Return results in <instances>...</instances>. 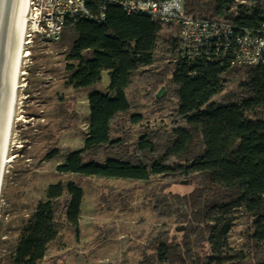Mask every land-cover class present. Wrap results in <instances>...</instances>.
I'll use <instances>...</instances> for the list:
<instances>
[{"label": "trees", "instance_id": "1", "mask_svg": "<svg viewBox=\"0 0 264 264\" xmlns=\"http://www.w3.org/2000/svg\"><path fill=\"white\" fill-rule=\"evenodd\" d=\"M99 1L93 0L92 8ZM234 1L185 0L187 12L194 18L236 28L256 29L264 24L262 9L232 11ZM64 41L71 87H94L104 72L109 73L110 85L106 93H89L84 147L68 153L58 172L140 182L158 176L199 177L202 186L194 193L183 198L174 195L164 204L179 222L188 223V230L201 233L209 250L203 246V256L185 259L177 253L179 245L159 241L160 263L264 264V64L239 67L226 59L188 60L180 50L177 28L153 21L144 13L128 14L116 5H108L100 23L81 19L67 24L57 44ZM165 60L163 80L168 78L177 99V120L164 142L148 131L131 150L123 138L115 137L117 121L132 107L127 90L137 74ZM140 120L139 115L132 117L133 123ZM103 150L109 152L99 159ZM58 154L55 150L48 158ZM84 196L75 181L51 185L46 200L22 222L3 263L42 264L61 232L79 227ZM231 213L248 220L246 239L258 252L257 258L234 252L229 246L236 220L231 221ZM175 254L180 260L174 259Z\"/></svg>", "mask_w": 264, "mask_h": 264}, {"label": "rangeland", "instance_id": "2", "mask_svg": "<svg viewBox=\"0 0 264 264\" xmlns=\"http://www.w3.org/2000/svg\"><path fill=\"white\" fill-rule=\"evenodd\" d=\"M34 43L27 47L30 54L23 62L9 153L12 161L2 190L0 264H4L2 257L19 234L24 219L46 200L48 188L68 181L79 184L85 195L79 227L64 229L42 264H176L160 263L156 251L159 241L179 245L177 253L185 259L203 256L201 247L209 250V246L201 233L188 230V223L179 222L164 204L174 195L183 198L194 193L202 186L199 177L158 176L140 182L58 172L68 153L84 147L90 117L89 93L108 92L110 77L104 72L99 84L76 90L68 84L66 41L53 45ZM167 63L158 62L137 74L127 90L132 107L117 121L119 133L115 137L123 138L131 150L148 131L164 142L177 120V99L168 78L163 80ZM162 89L165 95L158 99ZM232 89L228 87L224 94ZM135 115L141 117L138 123L132 122ZM55 150L58 156L49 159ZM106 152L109 151L98 154L99 159ZM234 218L229 246L234 252L257 258L258 252L253 245L249 247L246 239L248 220L231 213V221ZM176 255L174 259L180 260Z\"/></svg>", "mask_w": 264, "mask_h": 264}, {"label": "built area", "instance_id": "3", "mask_svg": "<svg viewBox=\"0 0 264 264\" xmlns=\"http://www.w3.org/2000/svg\"><path fill=\"white\" fill-rule=\"evenodd\" d=\"M30 0L27 46L57 44L65 26L81 19L100 23L108 5L128 14L144 13L153 21L166 23L180 31V50L188 60H228L231 66L255 67L264 64V24L256 29L236 28L233 24L194 18L185 0ZM238 8H260L264 0H235ZM247 10V9H245ZM30 54V53H29Z\"/></svg>", "mask_w": 264, "mask_h": 264}, {"label": "water", "instance_id": "4", "mask_svg": "<svg viewBox=\"0 0 264 264\" xmlns=\"http://www.w3.org/2000/svg\"><path fill=\"white\" fill-rule=\"evenodd\" d=\"M29 0H0V190L6 164ZM164 89L158 94L161 99Z\"/></svg>", "mask_w": 264, "mask_h": 264}, {"label": "bare ground", "instance_id": "5", "mask_svg": "<svg viewBox=\"0 0 264 264\" xmlns=\"http://www.w3.org/2000/svg\"><path fill=\"white\" fill-rule=\"evenodd\" d=\"M30 12V0H29V9L28 13L26 15V22H27V27H26V33H25V39H24V45H23V52H22V59H21V66H20V72H19V80H18V87H17V95H16V101H15V106H14V114H13V121H12V126H11V132H10V139H9V146H8V152H7V158H6V164H5V169H4V174H3V180H2V185H1V190H0V205H1V198H2V190L4 186V179L5 175L7 172V166L8 164L12 161L11 157L9 156L10 153V148H11V141H12V136H13V129L15 126V119H16V112H17V105H18V98H19V89L21 87L20 81L22 77V71H23V62L26 57L29 56V52L26 50L27 46V30H28V15Z\"/></svg>", "mask_w": 264, "mask_h": 264}]
</instances>
